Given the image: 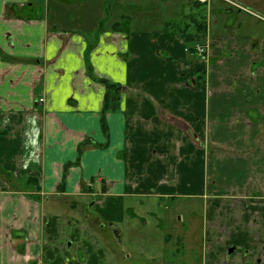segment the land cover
<instances>
[{
  "label": "crops",
  "instance_id": "crops-1",
  "mask_svg": "<svg viewBox=\"0 0 264 264\" xmlns=\"http://www.w3.org/2000/svg\"><path fill=\"white\" fill-rule=\"evenodd\" d=\"M70 1L0 0V264H123L98 240L65 236L58 201L96 197L112 220L126 197L224 170L229 183L211 193L245 195L242 221L260 228L264 257V2L100 0L75 19L87 0ZM198 41L204 59L191 52ZM90 69L123 87L107 134L106 89Z\"/></svg>",
  "mask_w": 264,
  "mask_h": 264
},
{
  "label": "rangeland",
  "instance_id": "rangeland-1",
  "mask_svg": "<svg viewBox=\"0 0 264 264\" xmlns=\"http://www.w3.org/2000/svg\"><path fill=\"white\" fill-rule=\"evenodd\" d=\"M56 1L60 2L59 6L62 8L65 5L64 10H68L67 0H50L52 8L58 5ZM99 1L87 0L77 5L75 7L77 13L73 17L75 19L77 15L80 17L89 5L96 6L91 7L93 12H96ZM234 1L243 6L247 3ZM70 2H74L71 6L78 4V0ZM55 10L52 9L54 13ZM71 26L81 30L87 29L90 25L86 27L83 21L76 23L75 20ZM191 52L198 59H204L206 56L201 58L194 50ZM208 130L210 132L204 134L210 135L212 140L223 138L221 140L223 145H219L220 147L229 145L228 140L223 142L226 136L222 135L225 134L222 130L217 133L221 135L215 137V131L209 128ZM207 151L211 150L207 149ZM227 155L228 153L225 156ZM210 175L205 176L203 184H193L189 190L181 184L176 185V189L169 195L158 191L154 192L155 194L140 193L126 197L122 202L123 207L115 208L112 220L96 211L93 205L96 197L66 200L62 198L58 202L61 204L59 205L60 220L66 219L67 222L65 236H78L80 242L77 246L82 245L84 241L91 244L93 239L98 240L101 243V250L111 254L113 260L117 259L123 264H264L263 251L261 252L257 238L260 228L256 223L249 225L248 219H245L246 223L242 221L244 217L242 203L245 201V195H219L218 200L216 195L211 193L212 182H217L215 186L220 183L222 187L227 186L229 182H227L228 177L225 176L226 170L223 177L221 175L217 180L211 179L212 175ZM250 196V200H260L262 195ZM74 203L79 204V207H72ZM253 220L259 223L260 217L257 216ZM85 227L90 229V234L84 233ZM250 238L253 245L251 249L248 248ZM238 243L243 249L237 247ZM232 247L238 251L229 255L228 250ZM79 250V248L74 250V255ZM104 251H97V254L101 255ZM251 252L253 256H250ZM62 253L61 250L58 252V254ZM78 254L80 257L83 256L81 252ZM108 261L99 264H110Z\"/></svg>",
  "mask_w": 264,
  "mask_h": 264
},
{
  "label": "trees",
  "instance_id": "trees-1",
  "mask_svg": "<svg viewBox=\"0 0 264 264\" xmlns=\"http://www.w3.org/2000/svg\"><path fill=\"white\" fill-rule=\"evenodd\" d=\"M89 74L91 77H93L94 80L102 83L105 86L106 93L104 96V102L103 107L101 111V122H102V128L103 131L107 134V122H106V115L110 112H114L119 109L120 101H121V95L123 87L120 84L113 83L111 81H108L106 79H98L93 76V73L91 72V69L89 70ZM88 143H83L79 147V155L83 152V146H85ZM72 166L71 164L65 166V171Z\"/></svg>",
  "mask_w": 264,
  "mask_h": 264
},
{
  "label": "built area",
  "instance_id": "built-area-1",
  "mask_svg": "<svg viewBox=\"0 0 264 264\" xmlns=\"http://www.w3.org/2000/svg\"><path fill=\"white\" fill-rule=\"evenodd\" d=\"M199 3L202 4H206L209 3L211 0H196ZM227 3L233 5V6H237L233 1L231 0H224ZM208 50V45L206 43H197L194 47V51L196 53L197 56L199 57H204L206 55V52Z\"/></svg>",
  "mask_w": 264,
  "mask_h": 264
},
{
  "label": "water",
  "instance_id": "water-1",
  "mask_svg": "<svg viewBox=\"0 0 264 264\" xmlns=\"http://www.w3.org/2000/svg\"><path fill=\"white\" fill-rule=\"evenodd\" d=\"M233 252H234V249L231 248V249L229 250V253L231 254V253H233Z\"/></svg>",
  "mask_w": 264,
  "mask_h": 264
}]
</instances>
